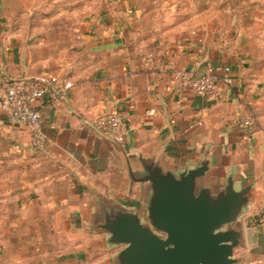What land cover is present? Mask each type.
Masks as SVG:
<instances>
[{"label":"crops","instance_id":"crops-1","mask_svg":"<svg viewBox=\"0 0 264 264\" xmlns=\"http://www.w3.org/2000/svg\"><path fill=\"white\" fill-rule=\"evenodd\" d=\"M135 1L0 0V72L65 84L36 103L45 151L30 149L28 129L0 105V264H113L123 246L90 227L102 205L144 215L147 181L128 168L148 159L173 172L206 160L199 182L212 188L229 175L252 182L234 264H264V63L231 0L159 13H190L186 27H147L157 14ZM207 65L222 78L216 94L178 90L175 72ZM109 111L124 121L122 144L93 125Z\"/></svg>","mask_w":264,"mask_h":264},{"label":"water","instance_id":"water-1","mask_svg":"<svg viewBox=\"0 0 264 264\" xmlns=\"http://www.w3.org/2000/svg\"><path fill=\"white\" fill-rule=\"evenodd\" d=\"M128 168L134 180L147 181L144 215L121 205H102L92 231L122 245L113 264H234L243 241L238 217L251 201L252 182L235 185L233 175L216 188L200 184L204 160L178 172L158 160Z\"/></svg>","mask_w":264,"mask_h":264},{"label":"built area","instance_id":"built-area-1","mask_svg":"<svg viewBox=\"0 0 264 264\" xmlns=\"http://www.w3.org/2000/svg\"><path fill=\"white\" fill-rule=\"evenodd\" d=\"M221 76L211 65L202 71L178 70L174 73V80L178 90H190L195 95L210 97L218 92ZM224 81H228L224 78ZM65 84L61 76L48 77H11L0 72V105L8 119L25 126L30 133V149L45 151L49 142L43 131L42 115L36 103L55 88L64 91ZM153 109L148 111L149 114ZM251 124L249 118L241 123L247 129ZM99 132L109 136L114 142L122 144L126 138V128L122 116L114 111L105 112L93 122Z\"/></svg>","mask_w":264,"mask_h":264},{"label":"rangeland","instance_id":"rangeland-1","mask_svg":"<svg viewBox=\"0 0 264 264\" xmlns=\"http://www.w3.org/2000/svg\"><path fill=\"white\" fill-rule=\"evenodd\" d=\"M136 4V1L133 0ZM180 1V2H179ZM178 3L174 2L173 6L169 5V1L165 0L161 2V0H139L138 4L145 5V7H149V10L152 9L154 14H157L156 17L152 19H143L144 24L148 26H152V24L162 23L163 27H168L170 25H179L182 24L184 27L190 25L189 23L192 20H188L189 14L186 11H182L175 17L171 18H160L159 13L167 12L171 7L173 9H186L190 7L192 10L203 9L201 5H198L194 2V0H179ZM186 1V2H184ZM229 5L231 10L234 9L237 13H239L238 21L239 23H243L247 36L249 38L250 47L255 55L257 61L264 63V0H231L229 1ZM225 4L222 2L220 5ZM188 6V7H187ZM177 7V8H176ZM242 15V16H241ZM158 25V26H161Z\"/></svg>","mask_w":264,"mask_h":264}]
</instances>
